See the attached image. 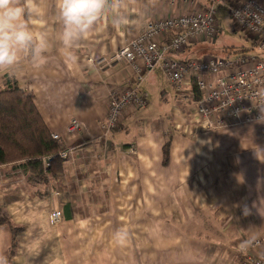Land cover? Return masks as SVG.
Segmentation results:
<instances>
[{"label":"crops","instance_id":"obj_1","mask_svg":"<svg viewBox=\"0 0 264 264\" xmlns=\"http://www.w3.org/2000/svg\"><path fill=\"white\" fill-rule=\"evenodd\" d=\"M211 3L137 0L127 10L129 25L105 22L73 49L72 62L56 39L55 0H46L47 15L36 26L52 30L47 62L24 60L11 75L34 94L47 128L72 154L44 185H31L19 164L0 167V253L9 264H241L247 255H264V247H241L264 237V153L257 147L264 149V120L198 132L186 115L190 106L172 110L160 86L165 72L157 68L139 89L147 106L127 108L119 132L103 137L101 128L111 92L132 88L135 71L127 64L100 71L90 59L114 54L151 22ZM203 43L198 38L173 57L211 53ZM7 75L0 73V88ZM72 119L80 130L70 133ZM127 218L130 242L120 246L113 234ZM6 219L21 229L16 237L1 224Z\"/></svg>","mask_w":264,"mask_h":264},{"label":"built area","instance_id":"obj_2","mask_svg":"<svg viewBox=\"0 0 264 264\" xmlns=\"http://www.w3.org/2000/svg\"><path fill=\"white\" fill-rule=\"evenodd\" d=\"M227 4L235 27L253 38L264 54V3L261 0H212L202 12L149 23L147 30L114 54L98 60L90 59L98 69L111 70L127 64L135 71L133 87L114 90L108 100V115L102 123L103 137L122 130L123 114L130 106L144 108L147 100L139 89L147 76L157 68L163 69L170 82L179 90L188 89L185 96L186 115L198 132H211L264 120V55L196 60H178L192 41L214 38L218 34L216 5ZM168 33L172 37L167 41ZM251 38V39H252ZM194 87L195 92L193 91ZM190 101V104H188ZM80 130V123L72 119L68 131ZM60 142L58 135H52ZM132 153H135L132 151ZM72 152L62 150L59 156L67 160ZM2 182L0 181V191ZM62 213L55 212L54 223ZM264 247V237L251 244L252 249ZM241 264H264V255H247Z\"/></svg>","mask_w":264,"mask_h":264},{"label":"clouds","instance_id":"obj_3","mask_svg":"<svg viewBox=\"0 0 264 264\" xmlns=\"http://www.w3.org/2000/svg\"><path fill=\"white\" fill-rule=\"evenodd\" d=\"M136 3L137 0H55L60 24L56 39L66 58L75 62L73 49L105 22L116 29L129 25L127 10ZM46 15V0H0V73L13 74L24 60H30L36 67L47 62L52 30L36 26V21H43ZM257 147L264 153V149ZM244 214H248L246 208ZM113 239L118 245L126 246L130 242L128 228H118ZM252 242L245 241L241 247L246 249ZM0 264H9L7 255L0 253Z\"/></svg>","mask_w":264,"mask_h":264},{"label":"trees","instance_id":"obj_4","mask_svg":"<svg viewBox=\"0 0 264 264\" xmlns=\"http://www.w3.org/2000/svg\"><path fill=\"white\" fill-rule=\"evenodd\" d=\"M255 46L256 41L252 49L232 48L224 51V54L225 57L248 56L246 54L253 51ZM164 150V162L167 163L168 144ZM61 151L60 142L52 138L36 107L34 94L22 89L15 76L7 75L0 88V167L19 164V168L25 169L31 185H44L63 172L66 160L59 156ZM1 224L8 226L15 237L21 231L7 219L1 220ZM13 247H16L15 241Z\"/></svg>","mask_w":264,"mask_h":264},{"label":"rangeland","instance_id":"obj_5","mask_svg":"<svg viewBox=\"0 0 264 264\" xmlns=\"http://www.w3.org/2000/svg\"><path fill=\"white\" fill-rule=\"evenodd\" d=\"M216 18L219 23L218 26L219 32L217 36L212 39L204 38V43H203L205 45V48L211 53L207 52V54L205 53L204 56L197 55L194 56L195 58L197 59L206 58V57L224 58L225 57L224 51H227L232 48L247 47L249 49H252L254 42L253 38L252 37H251L252 39L249 38V36H247L245 33L241 32L235 27L229 15V10L227 9V6H225V4L216 5ZM246 55L251 57H256L258 55H264V54L261 51V48L257 45L254 47L253 51L248 52ZM236 57L238 56L233 55L232 59H235ZM157 70L158 69L155 70L156 73L158 72ZM146 80L147 79L144 80V83L146 82ZM160 83H161L160 84L161 87L163 86L164 88H167L166 91L169 94V98L167 97L168 98L167 100H171L173 102L172 110L176 109L177 106L180 105L179 103L185 105L186 103L185 96L188 94L187 89L183 88L179 90L176 86H174L170 82L168 76L165 74H164V78H160ZM144 90L145 87L143 88L142 91L144 92ZM188 104H190V101H188ZM132 223H133L132 218H127L123 220V226L131 227Z\"/></svg>","mask_w":264,"mask_h":264}]
</instances>
